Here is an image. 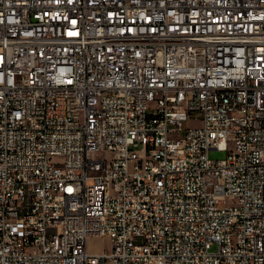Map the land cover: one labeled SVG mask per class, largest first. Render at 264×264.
I'll list each match as a JSON object with an SVG mask.
<instances>
[{
    "label": "built area",
    "instance_id": "built-area-1",
    "mask_svg": "<svg viewBox=\"0 0 264 264\" xmlns=\"http://www.w3.org/2000/svg\"><path fill=\"white\" fill-rule=\"evenodd\" d=\"M0 264H264V0H0Z\"/></svg>",
    "mask_w": 264,
    "mask_h": 264
},
{
    "label": "rangeland",
    "instance_id": "rangeland-1",
    "mask_svg": "<svg viewBox=\"0 0 264 264\" xmlns=\"http://www.w3.org/2000/svg\"><path fill=\"white\" fill-rule=\"evenodd\" d=\"M190 125L196 122H188ZM209 156L212 159H223L226 157L225 151L211 150ZM110 248V240L106 237H89L87 239V250L89 252H103Z\"/></svg>",
    "mask_w": 264,
    "mask_h": 264
}]
</instances>
